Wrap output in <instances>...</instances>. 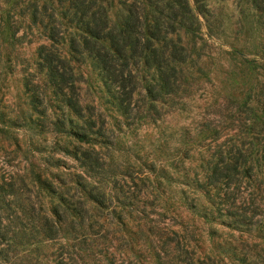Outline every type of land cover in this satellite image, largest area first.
<instances>
[{
  "label": "rangeland",
  "instance_id": "obj_1",
  "mask_svg": "<svg viewBox=\"0 0 264 264\" xmlns=\"http://www.w3.org/2000/svg\"><path fill=\"white\" fill-rule=\"evenodd\" d=\"M188 3L0 0V264H264V2Z\"/></svg>",
  "mask_w": 264,
  "mask_h": 264
},
{
  "label": "trees",
  "instance_id": "obj_2",
  "mask_svg": "<svg viewBox=\"0 0 264 264\" xmlns=\"http://www.w3.org/2000/svg\"><path fill=\"white\" fill-rule=\"evenodd\" d=\"M180 4L182 6L185 5V7H188V0H179ZM255 2L258 3H262L264 2V0H254ZM90 36L91 38H96V39H100L103 37H107V33L105 31V25H101L99 22H95L94 21V25L92 27H90ZM57 32L56 31H52L50 33V37L51 38H55ZM113 40L111 41L112 44ZM112 46V48H110ZM109 47L108 50H105V55L101 54L100 52L96 53V62L99 64V66L102 68V70H104L107 74H113L114 75V82H116L119 86V88L122 86L124 87L125 85H127L126 83V77L123 76H119V74H116V70H117V65H115V63L111 62L108 60L107 58V54L109 52L112 53H116V54H120L122 52V44L118 43H113ZM121 65V64H120ZM125 67V66H123ZM122 71V70H120ZM127 80H129L127 78ZM130 81V80H129ZM100 242L94 243L95 242V238H93L89 243H87L85 245V252L86 253H82V250L84 249H80V250H73L72 251V264H102L101 262H99V254L101 253L102 250H104V246L105 245H101V243L104 242L105 240V236L100 237ZM106 247V246H105Z\"/></svg>",
  "mask_w": 264,
  "mask_h": 264
}]
</instances>
